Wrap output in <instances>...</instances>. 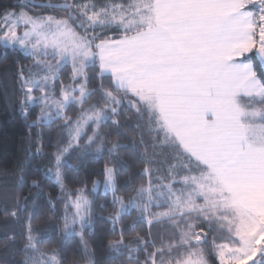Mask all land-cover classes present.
I'll use <instances>...</instances> for the list:
<instances>
[{
	"label": "snow or ice",
	"instance_id": "6c2138e0",
	"mask_svg": "<svg viewBox=\"0 0 264 264\" xmlns=\"http://www.w3.org/2000/svg\"><path fill=\"white\" fill-rule=\"evenodd\" d=\"M0 60V264H264V0H17Z\"/></svg>",
	"mask_w": 264,
	"mask_h": 264
},
{
	"label": "trees",
	"instance_id": "16d2710c",
	"mask_svg": "<svg viewBox=\"0 0 264 264\" xmlns=\"http://www.w3.org/2000/svg\"><path fill=\"white\" fill-rule=\"evenodd\" d=\"M21 4H41V3H59L62 0H19ZM17 0H0V11H3L5 8L15 5ZM9 65L8 61L0 60V185H7L8 189H11V185L14 183V179L10 175V170L15 166L18 159L22 158V148L20 141L24 136V126L23 122L13 116L10 110H6V105L8 104L13 90H14V81L11 79V73L6 72L5 68ZM134 122V121H133ZM129 137L131 138L134 133L129 131ZM39 163V161L35 162ZM35 166V164H34ZM95 168H99L100 165H94ZM78 186V185H77ZM69 189L73 187V183L70 181L68 184ZM91 187V184L88 185ZM103 189L101 188V191ZM52 192L53 196L59 195V190H52L51 186L46 188L45 194ZM27 192V189H25ZM4 193L0 192V197H3ZM5 203H8L10 206V201H6L0 198V248L7 243L5 233L9 231L5 227V222L10 221L11 217L5 216L3 213V206ZM42 211L44 214L47 213L46 207H44L42 202ZM130 221L125 220V223ZM41 227L44 226V223H41ZM106 225L103 223H98L97 232L99 234L100 230L105 228ZM55 239V238H54ZM78 239L69 238L66 245V250L62 255H65L69 264L71 261L78 256ZM47 246V245H46Z\"/></svg>",
	"mask_w": 264,
	"mask_h": 264
}]
</instances>
